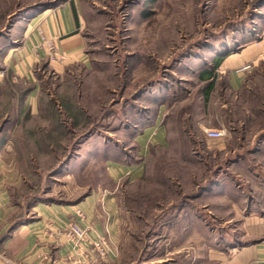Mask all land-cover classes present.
Listing matches in <instances>:
<instances>
[{
  "label": "rangeland",
  "instance_id": "374dc122",
  "mask_svg": "<svg viewBox=\"0 0 264 264\" xmlns=\"http://www.w3.org/2000/svg\"><path fill=\"white\" fill-rule=\"evenodd\" d=\"M64 1L0 0L12 225L39 200L108 190L133 216L115 264H217L229 238L252 240L239 219L264 203V64L239 91L223 68L240 34L260 26L264 0H76L86 62L66 64L59 50L66 59L52 61L46 45L32 80L17 75L29 14ZM218 129L227 136L208 138ZM109 159L143 170L115 182ZM210 183L223 190L209 193Z\"/></svg>",
  "mask_w": 264,
  "mask_h": 264
},
{
  "label": "crops",
  "instance_id": "0c3cea01",
  "mask_svg": "<svg viewBox=\"0 0 264 264\" xmlns=\"http://www.w3.org/2000/svg\"><path fill=\"white\" fill-rule=\"evenodd\" d=\"M40 13L36 18V14H29L34 19L31 18L30 23L23 28V42L17 51L19 58L13 66L17 75L26 76L30 80L33 76L32 68L47 53L40 48V33L47 39H53L57 49L68 55L66 64L86 62L83 22L77 1L67 0L60 6L43 9ZM260 19V26L255 30L240 34V45L227 56V64L223 66L229 72V82L233 90H243L247 75L264 64V17ZM56 66L58 70L64 68L62 65ZM30 96H34V93ZM145 136L147 130L137 137L141 150L145 148V142L142 143ZM263 145L264 143L260 148ZM116 162L108 160L109 174L115 182H119L122 177L137 178L144 166L142 161L137 164ZM4 174L0 171V264H43L45 257L48 264H69L67 259L73 253L64 238V229L69 221L76 220L77 208L81 209L87 218V223L92 229V239L103 236L117 247L116 256L98 264L116 263L120 255L118 243L125 241L126 231L130 230L129 226L132 227L133 224V216L132 212L124 209L120 198L114 192L94 190L82 197L75 196L69 201L39 200L31 206L30 216L14 227L11 222L13 205H10L11 197ZM221 178V181H226L224 177ZM218 190H223L222 184L210 183L207 191L220 192ZM262 204L255 205L256 210L254 209L250 217L239 219L243 226L250 220L248 227L252 230L249 234L252 240L229 238L230 240L226 241L227 249L220 253L217 264H264V203ZM49 230L58 233L53 241H47L45 238Z\"/></svg>",
  "mask_w": 264,
  "mask_h": 264
},
{
  "label": "built area",
  "instance_id": "2783aa9c",
  "mask_svg": "<svg viewBox=\"0 0 264 264\" xmlns=\"http://www.w3.org/2000/svg\"><path fill=\"white\" fill-rule=\"evenodd\" d=\"M42 45L44 49L46 45L51 53H53L52 61H64L66 58L61 56L57 51L53 39H47L43 33H40ZM45 46V47H44ZM207 136L210 139H221L227 136V129L208 130ZM76 220L69 221L64 229V238L67 244L71 247L73 255L68 257L69 264H98L100 261L110 259L117 255V247L103 236L96 239L91 238V227L87 223V218L81 209L75 210ZM58 236V233L49 230L46 233L47 241H53ZM47 258H44L43 264H48Z\"/></svg>",
  "mask_w": 264,
  "mask_h": 264
},
{
  "label": "trees",
  "instance_id": "16d2710c",
  "mask_svg": "<svg viewBox=\"0 0 264 264\" xmlns=\"http://www.w3.org/2000/svg\"><path fill=\"white\" fill-rule=\"evenodd\" d=\"M59 2H60V1H59ZM58 4H59V3H58ZM56 6H57V5H54L53 7H56ZM42 7L44 8V6H42ZM44 9H46V8H44ZM218 63H219V62H216L215 65H218ZM210 73H211V72H208L206 75L210 76ZM211 74H212V73H211ZM206 75H203V76L205 77ZM204 77H203V78H204Z\"/></svg>",
  "mask_w": 264,
  "mask_h": 264
}]
</instances>
